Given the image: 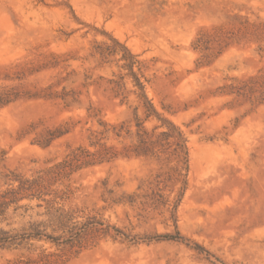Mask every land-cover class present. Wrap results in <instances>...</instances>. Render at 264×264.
Instances as JSON below:
<instances>
[{
	"label": "rangeland",
	"instance_id": "1",
	"mask_svg": "<svg viewBox=\"0 0 264 264\" xmlns=\"http://www.w3.org/2000/svg\"><path fill=\"white\" fill-rule=\"evenodd\" d=\"M0 264H264V0H0Z\"/></svg>",
	"mask_w": 264,
	"mask_h": 264
}]
</instances>
